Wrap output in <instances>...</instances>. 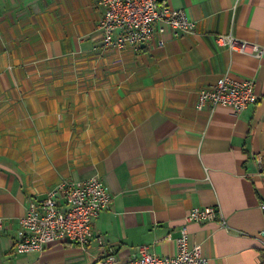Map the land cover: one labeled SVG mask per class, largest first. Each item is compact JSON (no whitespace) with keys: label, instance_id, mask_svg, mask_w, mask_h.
Listing matches in <instances>:
<instances>
[{"label":"crops","instance_id":"crops-1","mask_svg":"<svg viewBox=\"0 0 264 264\" xmlns=\"http://www.w3.org/2000/svg\"><path fill=\"white\" fill-rule=\"evenodd\" d=\"M194 30L104 48L99 0H0V264L128 262L142 245L174 256L186 229L208 264H261L264 232V0H166ZM230 34L262 57L218 47ZM226 74L250 78L257 101L239 113L195 107ZM96 172L111 201L86 248L54 242L16 254L28 206L61 182ZM214 220L185 222L196 207ZM226 222V228L218 225Z\"/></svg>","mask_w":264,"mask_h":264},{"label":"built area","instance_id":"built-area-1","mask_svg":"<svg viewBox=\"0 0 264 264\" xmlns=\"http://www.w3.org/2000/svg\"><path fill=\"white\" fill-rule=\"evenodd\" d=\"M102 15L97 25L104 48L121 50L126 46H136L156 36V44L163 46L160 35L163 27L158 23L183 34L194 30V22L182 9L172 8L166 0H99ZM218 47H226L232 52L262 57L263 50L256 44L238 40L230 34L214 37ZM258 99L253 89V80L243 78L233 80L226 74L199 91L195 107L200 110L205 105L211 109L217 106L231 108L235 113L246 109ZM111 201L107 187L94 172L79 184L61 182L41 199L27 207L19 219V228L14 236V252L22 254L42 251L54 242H69L86 248L91 240L102 243L101 236H94L93 221L108 207ZM260 208L264 210V204ZM218 209L211 206L196 207L184 216L185 222L214 220ZM218 225L226 228L222 219ZM6 229L0 218V232ZM264 254V232L259 234ZM178 251L174 256H159L142 245L137 254L125 264H208L201 254L199 245L187 247V233L183 228L177 239ZM92 264H120L112 254H103ZM261 264H264V260Z\"/></svg>","mask_w":264,"mask_h":264}]
</instances>
